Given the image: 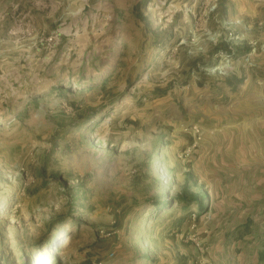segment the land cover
<instances>
[{
    "label": "rangeland",
    "instance_id": "rangeland-1",
    "mask_svg": "<svg viewBox=\"0 0 264 264\" xmlns=\"http://www.w3.org/2000/svg\"><path fill=\"white\" fill-rule=\"evenodd\" d=\"M0 264H264V0H0Z\"/></svg>",
    "mask_w": 264,
    "mask_h": 264
},
{
    "label": "crops",
    "instance_id": "crops-1",
    "mask_svg": "<svg viewBox=\"0 0 264 264\" xmlns=\"http://www.w3.org/2000/svg\"><path fill=\"white\" fill-rule=\"evenodd\" d=\"M248 97H249V99H250V100L247 101L248 104H249V105H250V104H254V102H253L251 99L254 98L255 95H254V94H253V95H249ZM250 97H252V98H250Z\"/></svg>",
    "mask_w": 264,
    "mask_h": 264
},
{
    "label": "trees",
    "instance_id": "trees-1",
    "mask_svg": "<svg viewBox=\"0 0 264 264\" xmlns=\"http://www.w3.org/2000/svg\"><path fill=\"white\" fill-rule=\"evenodd\" d=\"M200 205L202 206V203Z\"/></svg>",
    "mask_w": 264,
    "mask_h": 264
}]
</instances>
